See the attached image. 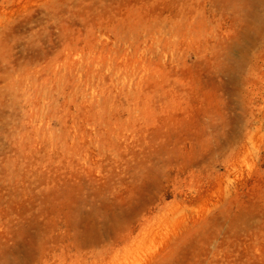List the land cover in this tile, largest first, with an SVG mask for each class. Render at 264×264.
Listing matches in <instances>:
<instances>
[{
  "label": "rangeland",
  "instance_id": "374dc122",
  "mask_svg": "<svg viewBox=\"0 0 264 264\" xmlns=\"http://www.w3.org/2000/svg\"><path fill=\"white\" fill-rule=\"evenodd\" d=\"M232 1L0 0V264H264Z\"/></svg>",
  "mask_w": 264,
  "mask_h": 264
},
{
  "label": "bare ground",
  "instance_id": "6f19581e",
  "mask_svg": "<svg viewBox=\"0 0 264 264\" xmlns=\"http://www.w3.org/2000/svg\"><path fill=\"white\" fill-rule=\"evenodd\" d=\"M232 7L235 9V11L241 13L243 16H246V23L244 26L245 29L243 32L244 39L253 45H257L258 43L261 44L263 43L264 45V0H233ZM248 48H249L248 46H244L243 50L241 51L243 59L242 58H240V60L233 59L231 65L227 64L222 68V72L231 73L232 69L238 72L242 71V69L244 68L245 59H247L246 57L248 56ZM231 53H233V51H231ZM218 74H220V72ZM232 78H234V76H232ZM246 81L249 82L248 79H246Z\"/></svg>",
  "mask_w": 264,
  "mask_h": 264
}]
</instances>
